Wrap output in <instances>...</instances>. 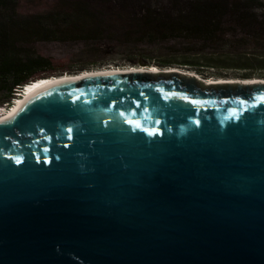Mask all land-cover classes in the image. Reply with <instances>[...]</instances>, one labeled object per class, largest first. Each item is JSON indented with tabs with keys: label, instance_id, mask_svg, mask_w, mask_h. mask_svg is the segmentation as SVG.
Masks as SVG:
<instances>
[{
	"label": "water",
	"instance_id": "95a60500",
	"mask_svg": "<svg viewBox=\"0 0 264 264\" xmlns=\"http://www.w3.org/2000/svg\"><path fill=\"white\" fill-rule=\"evenodd\" d=\"M99 71L0 120V264H264V81Z\"/></svg>",
	"mask_w": 264,
	"mask_h": 264
},
{
	"label": "trees",
	"instance_id": "16d2710c",
	"mask_svg": "<svg viewBox=\"0 0 264 264\" xmlns=\"http://www.w3.org/2000/svg\"><path fill=\"white\" fill-rule=\"evenodd\" d=\"M14 3L0 0V87L1 102L7 105L23 85L52 76H35L50 69L51 60L20 48L16 41L20 33L55 39L77 36L100 48L128 42L159 46L175 40V45H188L185 51L194 55L222 53L235 63L227 65L239 68L248 60L236 56L243 54L242 49L250 45L264 49V4L259 0H59L57 8L20 21L9 14ZM215 59L207 60L206 66H218ZM174 62L199 65L185 58L161 65ZM6 106L0 107V115Z\"/></svg>",
	"mask_w": 264,
	"mask_h": 264
},
{
	"label": "rangeland",
	"instance_id": "374dc122",
	"mask_svg": "<svg viewBox=\"0 0 264 264\" xmlns=\"http://www.w3.org/2000/svg\"><path fill=\"white\" fill-rule=\"evenodd\" d=\"M58 1L59 0H14V11L11 10L9 14L17 21H20L27 17H32L36 14L45 13L53 8H57ZM259 1L264 4V0ZM42 34L36 33L32 35L31 33H20L17 36L15 35L17 45L20 48L26 51L28 50L31 53L43 55L51 60L50 69L44 72H38L35 76H48L60 74L62 72H78L85 69L107 67L128 69L132 66H143L147 64L156 65L159 68L180 67L195 71L203 77H231L240 79L259 77L264 79V49L262 46L252 47V45H250V47L242 49L244 50L242 55L239 53V55L236 54L237 57L241 56L248 59L245 63L247 64L245 65L246 67L239 68L227 65H234L235 63L224 59L222 53H214L212 57H209L211 56L209 54L194 55V53L185 51V47H188V45H175L173 42L175 40H171L169 43H162L159 46L151 44L133 46L128 42L127 44L123 43L116 47L110 48L104 46V48H100L97 45L94 46L95 44L91 42L89 43V41L85 42L77 36L69 37V35L67 37L55 39L48 34ZM184 58L193 60L199 65H181L176 62L161 65L163 61L168 59L183 60ZM211 58H216L215 60H217L218 66H206L207 60L209 62ZM2 100L3 91L0 87V107H5L7 103L1 102ZM11 101L13 102L14 99ZM4 110H6V108Z\"/></svg>",
	"mask_w": 264,
	"mask_h": 264
},
{
	"label": "bare ground",
	"instance_id": "6f19581e",
	"mask_svg": "<svg viewBox=\"0 0 264 264\" xmlns=\"http://www.w3.org/2000/svg\"><path fill=\"white\" fill-rule=\"evenodd\" d=\"M178 69L181 71H188L190 73L196 74L199 78H203L201 75H199L198 73H196L195 71H191V70H187V69H183L180 67H167V68H159L156 65H149V67H145V66H132L131 68L128 69H121V68H111V67H107V68H96V69H85V70H81L78 72H64L63 74H59V75H52V76H48V77H43V78H39L37 80L31 81L27 84L24 85V87L22 88V90L18 93V96L15 97L14 101L11 102L9 105H7L6 110L3 114L0 115V120L7 118L8 116H10L21 104L22 102L29 97L30 95H32L33 93L37 92L38 90H40L42 87L46 86L47 84H49L50 82H52L53 80H60V79H69V80H75L80 78L81 76L87 75V74H93L95 72H100L101 71H105V70H123V71H131V70H142V69H147L153 72H160V71H165L166 70H170V69ZM204 82L206 83H211V82H221L224 80H230V81H235V80H242L244 82L246 81H252V80H263L262 78L259 77H254V78H231V77H227V78H221V77H204L203 78Z\"/></svg>",
	"mask_w": 264,
	"mask_h": 264
},
{
	"label": "snow or ice",
	"instance_id": "6c2138e0",
	"mask_svg": "<svg viewBox=\"0 0 264 264\" xmlns=\"http://www.w3.org/2000/svg\"><path fill=\"white\" fill-rule=\"evenodd\" d=\"M70 131V130H69Z\"/></svg>",
	"mask_w": 264,
	"mask_h": 264
}]
</instances>
